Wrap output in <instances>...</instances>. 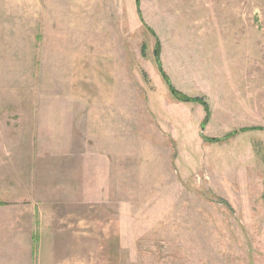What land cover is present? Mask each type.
<instances>
[{
  "label": "rangeland",
  "instance_id": "obj_1",
  "mask_svg": "<svg viewBox=\"0 0 264 264\" xmlns=\"http://www.w3.org/2000/svg\"><path fill=\"white\" fill-rule=\"evenodd\" d=\"M138 1L0 0V264H264V0Z\"/></svg>",
  "mask_w": 264,
  "mask_h": 264
},
{
  "label": "trees",
  "instance_id": "obj_2",
  "mask_svg": "<svg viewBox=\"0 0 264 264\" xmlns=\"http://www.w3.org/2000/svg\"><path fill=\"white\" fill-rule=\"evenodd\" d=\"M138 3L139 1L136 0V5L138 7ZM138 10V8H137ZM139 15V14H138ZM140 16V15H139ZM158 44H156V48H155V61H156V64L158 66V70H159V73L161 74L162 76V79L164 80V82L166 83L170 93L173 95V97H175L176 99L178 100H181V101H184V102H201V104L204 106L205 110H206V113L208 114V109L206 108V105L205 103H203L202 101H200L199 99L196 98H188L186 95L184 94H181L180 92H177L171 82L169 81V79L167 78V76L165 75L164 71L162 70V66H161V63H160V60H159V57H158Z\"/></svg>",
  "mask_w": 264,
  "mask_h": 264
}]
</instances>
